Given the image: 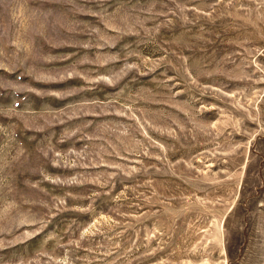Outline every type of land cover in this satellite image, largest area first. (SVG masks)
<instances>
[{
    "label": "rangeland",
    "instance_id": "1",
    "mask_svg": "<svg viewBox=\"0 0 264 264\" xmlns=\"http://www.w3.org/2000/svg\"><path fill=\"white\" fill-rule=\"evenodd\" d=\"M0 264H264V0H0Z\"/></svg>",
    "mask_w": 264,
    "mask_h": 264
}]
</instances>
